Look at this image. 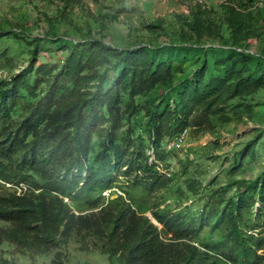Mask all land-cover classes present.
I'll return each instance as SVG.
<instances>
[{
    "label": "trees",
    "instance_id": "16d2710c",
    "mask_svg": "<svg viewBox=\"0 0 264 264\" xmlns=\"http://www.w3.org/2000/svg\"><path fill=\"white\" fill-rule=\"evenodd\" d=\"M255 1L228 0L222 5L233 38L248 32ZM198 15L189 25L191 31L198 37L203 32L211 35V27L201 20L205 13L199 11ZM58 49L65 51L59 67L36 68L29 89L31 99L23 103L20 119H12L11 114L21 101L18 88L28 70L14 76L10 87L0 94V181L27 186L20 194L0 193V220L8 224L0 229V242L33 253H49L66 245L72 236L81 250H88L84 244L91 239L93 246L119 264L264 261L257 254L264 248V236L243 231L237 214L242 206L239 202L247 195V206L257 204L255 216L264 219V177L241 192L244 195L232 204L237 212L222 210L216 218L213 226L227 224L220 241L200 249L188 239V226L179 219L153 212L162 226L159 230L138 211L133 197L136 187L151 189L164 180L147 163L141 146L134 147L129 138L118 141L116 135L121 121L137 113L134 99L164 84L168 92L159 105L148 110L153 150L164 137L186 128L207 131L212 118L227 119L230 102L264 88V56L239 50L237 45L218 55L212 73L204 55L190 79L184 77L172 85L171 62L174 52L181 51L179 47L119 50L99 40L75 43L60 39ZM108 71H113L114 77L104 88L102 81ZM40 86L42 91L36 95ZM105 123V141L90 157L91 138ZM131 170H143V176L123 189L128 194L126 200L110 199L86 214H75L64 202V198L76 199L82 192L105 191L111 186L113 171L125 176ZM257 186L255 198L252 193Z\"/></svg>",
    "mask_w": 264,
    "mask_h": 264
},
{
    "label": "rangeland",
    "instance_id": "374dc122",
    "mask_svg": "<svg viewBox=\"0 0 264 264\" xmlns=\"http://www.w3.org/2000/svg\"><path fill=\"white\" fill-rule=\"evenodd\" d=\"M226 1L0 0V94L10 87L14 76L28 70L24 84L18 88L21 101L11 114L12 119H20L23 103L31 99L29 89L36 68L60 66L65 55V51L58 49L60 39L75 43L99 40L119 50L142 46L182 48L173 54L172 85L184 77L190 79L201 66L204 55L212 73L216 72L213 61L218 55L237 45L239 50L264 56V5L252 10L248 32L233 38L224 21L222 5ZM199 11L205 13L201 20L211 27V35L203 32L198 37L191 31L189 25L199 18ZM113 77V71L106 73L102 81L104 88ZM168 90L166 84L157 85L137 96L134 99L137 113L121 121L116 135L118 141L129 138L134 147L141 146L147 163L164 180L151 189L136 187L133 197L138 211L144 212L159 230L162 226L153 218V212L179 219L188 226L191 243L203 249L219 242L227 227L226 223L213 226L222 210L237 212L232 204L244 195L241 192L264 177V88L230 102L225 112L227 119L212 118L207 131L186 128L164 137L153 150L148 110L152 105H159ZM40 91L42 86L35 94L39 95ZM107 130L108 123H105L92 136L90 157L100 151ZM142 176L143 170H131L125 176L113 171L109 189L82 192L76 199L64 198V202L75 214L96 211L110 199L126 200L128 194L124 190ZM26 189L24 184L14 186L0 181V193L8 190L20 194ZM257 191L258 186L252 193L255 198ZM247 199L245 195L239 202L242 206L239 205L237 214L241 227L247 233L263 237L264 219L255 216L257 204L249 208ZM6 227L8 224L0 220V229ZM84 245L89 249L81 250L72 236L66 245L49 253H33L2 241L0 264H119L116 258L109 260L93 246L91 239ZM257 254L264 258V248ZM222 262L228 264L225 260Z\"/></svg>",
    "mask_w": 264,
    "mask_h": 264
},
{
    "label": "built area",
    "instance_id": "2783aa9c",
    "mask_svg": "<svg viewBox=\"0 0 264 264\" xmlns=\"http://www.w3.org/2000/svg\"><path fill=\"white\" fill-rule=\"evenodd\" d=\"M264 5L263 0H256L253 8L262 7Z\"/></svg>",
    "mask_w": 264,
    "mask_h": 264
}]
</instances>
